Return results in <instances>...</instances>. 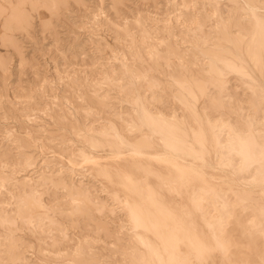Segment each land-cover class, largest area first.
I'll return each instance as SVG.
<instances>
[{
	"label": "rangeland",
	"instance_id": "obj_1",
	"mask_svg": "<svg viewBox=\"0 0 264 264\" xmlns=\"http://www.w3.org/2000/svg\"><path fill=\"white\" fill-rule=\"evenodd\" d=\"M187 1L188 6L183 7L181 0H56L53 6H45L46 8L41 2H36L35 6L25 1L22 5L28 22L25 20V23L20 22L6 29L2 26L3 20L0 17V35L7 30L14 43L16 42L6 45L0 38V167L2 161H6L11 166L1 167L0 173H13L12 177L17 180L22 177L36 178V174L44 166L43 159L48 158L53 170L61 167L63 173L74 167V174L61 175L64 181L88 187L91 194L98 196L113 208L112 213L107 209L97 213L92 208L73 211L61 199V190L51 186L41 187L39 192L43 191L41 199L46 205L47 216H41L37 224L35 220H32L31 224L16 213L14 194H17L21 187L15 183L11 186L5 184L4 187H0V203L2 204H0V211H5L7 216L9 215V221L0 223V260L10 259L6 246L10 242H15L14 251L19 253L21 258H25L28 264H61L66 256L58 257L56 253L58 251L70 253L79 244L82 248L86 247L84 250H87L85 252L88 260L95 258L97 261H123L130 258L125 255L130 239V232L126 230L128 221L119 202L122 198L131 200L130 193L125 192L115 181L111 183L99 177H90L89 170H86L80 160L69 158V151L66 150L75 149V152L78 148H82L89 155H93L101 165L110 163L127 167L129 160L137 157L129 155L126 148L118 149L121 152L119 155L121 158H116L112 154L116 149L110 148L105 139L103 144L90 149L83 139L74 134L73 129L85 130L84 128L89 125L98 128L107 125L108 121L121 129L123 123L117 114H121L124 118L126 115L134 116L135 108L131 99L136 98L153 116L162 115L166 119L173 115L178 118L183 117L182 127L188 134L190 126L195 129L200 127L204 134L205 147L200 153L199 161L196 160L199 155L195 152L199 150L198 145L191 142L189 137H185L186 141L191 142L196 150L189 154L178 152L174 161L176 167L188 166L189 168L193 165V170L190 172H194L192 173L194 176L188 179L185 176L186 178L180 180L179 192L184 193L190 187L212 186L227 202L225 208L227 213L223 214L222 232L227 241H232L231 247L227 256H223L221 252L211 255L208 258L209 264L222 262L224 264L227 258L234 262L260 259L261 237L250 235L260 225L259 185L257 183L252 188L247 187L246 182L251 179L250 177L235 171L232 167L224 166L225 163H216L210 142L211 131L201 109L202 105H207L208 97L223 96L221 97L224 102L223 107H209L207 111H210L212 117L222 114L228 120L243 127L248 114L252 113L249 101H255L259 106L258 96L253 97L250 91L251 81L244 79L235 71H230L221 63L215 62L220 72L219 78L224 80L220 81L216 76L206 72L207 66L203 62H206L207 58L200 51L203 48H214L221 31H225L230 36L235 35L237 29L228 17L232 14L233 8L238 11L244 7V0ZM215 6L220 8V18L212 13ZM220 20L225 27L220 25ZM164 21H168L167 26L174 37H170L163 30ZM198 23H202L201 32L196 28ZM142 29L147 30L150 40L142 42ZM161 38L180 51L181 60L174 56L168 57L166 61L159 58L153 62L149 59L147 43H157ZM180 39L184 42H180ZM236 41V43L232 40L219 42L220 47L230 52L228 63L234 61L240 64L241 70L258 82L260 73L245 57L244 41ZM231 56L242 60L232 59ZM122 64L129 66V71L124 70ZM102 71L105 74L111 73L108 76L112 84L109 79L104 80L105 74ZM136 72L143 77L135 78ZM171 75H178L185 80H188L189 76L202 79L204 93L201 94L194 88L192 96L188 99L194 114L188 116L185 107L173 97L178 90ZM148 82H153L155 86L147 88ZM121 85L123 87H120ZM225 92L242 100V109L238 113H230L226 109ZM96 93L103 95L100 101L97 100ZM137 112L139 115V110ZM258 113L260 114V110ZM26 115H29L31 120H27ZM6 130H11L18 138L19 141L16 143L22 144V149H17L15 144L4 138ZM27 130L30 133H27ZM141 130L142 132L150 131L145 126L141 127ZM93 132L90 130L88 135H92ZM252 133L256 135L255 131ZM138 134L131 133L130 137L138 136ZM148 137L152 141L149 152L159 156V159L150 160L149 164L161 174H167L168 178H172L177 172L165 160L166 149L158 135L151 132ZM34 145L36 147H33ZM22 152L30 153L35 164L31 168L19 171L20 168L13 163L21 160ZM129 176L131 178L140 176L145 184L152 186L155 191L158 189L170 203L180 201L179 194L172 188L175 187L172 181L171 183L164 179L161 185L156 174H144L135 168L130 170ZM159 185L162 189L158 188ZM102 188L104 191L101 193ZM25 189L28 188L25 187ZM246 191L249 192L251 200L243 204L237 197H239L238 194ZM175 193L176 195H173ZM108 194L116 196L111 199ZM201 203L206 212L210 213L205 212L207 219L213 218V215L216 218L221 217L222 210L215 205L210 195H205ZM242 214L243 218H241ZM240 218L242 221H239ZM49 220L53 221L51 225ZM224 221L228 224L226 225ZM250 221L253 226L249 224ZM196 222L197 227L205 231L202 223ZM240 222L243 224L241 225ZM60 228L66 234L64 242L63 239L58 238L61 237L58 232ZM146 237L150 242L155 241L151 235L146 234ZM247 239L252 242L249 243ZM179 250L184 252L186 249L184 245L179 244Z\"/></svg>",
	"mask_w": 264,
	"mask_h": 264
},
{
	"label": "bare ground",
	"instance_id": "obj_2",
	"mask_svg": "<svg viewBox=\"0 0 264 264\" xmlns=\"http://www.w3.org/2000/svg\"><path fill=\"white\" fill-rule=\"evenodd\" d=\"M25 1L30 2L31 5H35L36 2H41V4H43L44 7L45 6L50 7V6H53V4L56 0H0V17L3 20L2 26L4 28H6V26H7V29H8L12 25L19 24L20 22H24L26 20L27 14L23 8L22 9H14L13 8V6H15V5H22L23 3H25ZM254 2H256V0H244V4H249V3H254ZM180 3L182 4L183 7L188 6L187 0H181ZM6 9L8 11L7 17L4 14ZM13 11L17 12V20L15 22L11 21ZM219 11H220V8L218 6H215L213 8L212 13L214 16L217 15L220 18V12ZM228 18L231 19L230 20L231 24L234 25V27L237 29V32L235 33V35L230 36L225 31H221L220 36L217 39V42L214 44L215 45L214 48L200 49V51L204 55V57L207 58V61L203 62L207 66L206 72H208L209 74H211L213 76H216L220 81H224V80L219 78L220 72H219V69H218L215 62H219L222 65L226 66L227 68H229L230 66H235L238 69H242V66L238 63H234V61H232V63H228V56H229L228 54L230 52H229V50H226V49L224 50L222 47H220L219 42L221 40H226V41L232 40V41H234V43L237 42L236 40L244 41L243 47H244L245 57L249 60V62H251L254 69L259 71L258 68L253 64L251 58L247 54L248 44L251 43L252 39H253L252 28L254 25V21H251L247 18V14H246L244 7L238 11L233 8L232 14H230ZM137 22L139 23L138 20H137ZM167 24H168V21H164L163 30L166 31L167 34L170 35V37H174L172 32L169 30V27L167 26ZM220 25L225 27V24L221 20H220ZM201 26H202V23H198V25H196V28L200 31ZM236 29H235V31H236ZM130 39H132V38H130ZM141 40H142V42L150 40L149 33L145 29L141 30ZM181 41H183V40L180 39V42ZM202 41H204V40H202ZM258 44H259V36L257 34L256 40H255V45L258 47ZM98 45H99V43H98ZM147 55H148L149 59L153 60V62H155L159 58L164 59L166 61L168 59V57H171V56H174L175 58H178L179 60H181V56H182L180 51H178V49L175 48L174 46H172L168 41H165L164 38H161L160 41L157 43L156 42L155 43L154 42L153 43H147ZM231 57H232V59L242 60L241 58H237L236 56H231ZM131 65H132V63H131ZM123 66L125 68L124 70L129 71V66H127V65H123ZM104 71H106V70H104ZM104 71H102V72H104ZM111 72L113 73L114 71H112V69H111ZM104 74H105V72H104ZM109 74H111V73L105 74V76H104L105 81L110 78L108 76ZM134 77L139 79V78H142L143 76L141 74H139L138 72H136L134 74ZM171 79L174 82V84L178 90V92L176 94H174L173 97L176 98L178 100V102L180 101L181 104L185 107V109L188 111V116L194 114L192 112L191 104L189 103L188 99H189V97L192 96L194 88H196L199 93H201V94L204 93L205 87L203 86L202 79L189 76L188 80H185L182 77H179L178 75H171ZM101 81H103V80H101ZM109 81H111V84H112V80L109 79ZM98 86H100V85H98ZM146 86H147V88H152L153 86H155V84L153 82H148ZM120 87H123V86L121 85ZM95 92H97V91L95 90ZM121 92H122V90H121ZM97 93H96V98L98 101H100L102 99L103 95L100 96V95H97ZM106 96H108V95H106ZM106 96H104V97L107 98ZM225 96L227 97V104L225 105L226 109L230 113H232V112L238 113L239 110L242 109V105H243L242 100L234 98L229 92H225L224 97ZM221 97H223V96H221ZM221 97L215 98V103H213L212 98L208 97L207 105H202L201 109L204 112L206 124L211 131L210 142H211V148H212L214 156H215V161L217 164H221V163L226 164L229 151L230 150H238L239 146H240V140L237 138L235 133H237V132L246 133L249 131V129L251 127V131H255L257 138L259 137V133L261 131V128H260V114L258 112L260 109H259V106L255 103V101H249L248 104H249L250 108L252 109V113L248 114L246 121H245V126L242 127V126H239L237 123L232 122L231 120H228V118L224 117L222 114H218V117H212V115L210 114V111H207V109L209 107H214V106L223 107L224 102H223ZM145 100H146V98H145ZM131 102L135 108L133 110L135 112L134 116L133 115H126V118H124L121 114H117V117L119 119H121V121L123 123V127L121 129L118 128L117 126H115V124L110 122V121H108L107 125H102L98 128H93L92 127L93 125H89L86 128H84L85 130H82L81 128H76V129L74 128L73 129L74 134L77 137H80V139H83L85 144L90 149H94L95 146L103 144V140L105 139L107 141V145L110 148L112 147V148L116 149L114 152H112V154L116 158H121L119 156L121 154V152L118 151V149H120L122 147L126 148L129 155H131L130 153H131L132 149L130 146L139 145L141 148V155L136 156L137 157L136 159H134V157H132L129 160V164L127 165V167L124 168L123 166H119L117 164L112 165L110 163H105V164L101 165V164H99L98 160H96V158L93 155H89L82 148H78L75 152H74L75 149L74 150L73 149H69V150L65 149V150L69 151L68 152L69 158L78 159L81 161L82 165H84L86 167V170H89V174H91L90 177H92V178L99 177V178L105 179L111 183L115 181L121 185L122 189L125 192L130 193V195L132 197L131 200H128L127 198L119 199V202H121V204H122V208H123L122 210L125 211L124 215L128 221V227L126 228V230H128L130 232V237H129L130 239L128 242L129 243L128 247L132 246V247L140 249L141 251L147 252L148 249L142 247L141 242H143V244L150 245L152 248L158 249L160 254H161V257L163 259H167L169 254L173 251V249H177V248L179 249V244L184 245V247L186 249L184 252H187V251H189L190 246L196 240H199V239L210 240L211 237L213 236V234L219 235L222 232L223 216L227 213V211L225 210V208L227 207V202L225 199L222 198V194L219 193L218 191H216L214 188H212V186H208L205 188L190 187L189 189L187 188L184 193H181L178 190V189H180V186H181L180 180L184 179L186 177H187V179L192 178L194 176V175H192V173H194V172H190V170H193V165L189 166V168H188V166L176 167L175 166L176 163H175L174 159L177 156L178 152H182L185 154H189L192 151L194 152L196 149L191 144V142H193L196 145H198V148H199V150L195 151L199 155L196 158V160L197 161L200 160V153L203 151V149L205 147L204 134L201 131V128L199 127V128L195 129L192 126H190V128H189L190 133L188 134L185 131V129H183V127H182L183 119H184L183 117L178 118L174 115L172 117H170L169 119H166L162 115H158L155 117L152 115V113L149 110H146L143 107V105L139 99H137V98L134 100L131 99ZM99 107H101V106H99ZM137 110H139V115H138ZM145 113H148V115L151 117L150 120L146 119ZM86 114H88V113L86 112ZM188 116L186 118H188ZM26 119L31 120L29 115H26ZM62 119H64V118H62ZM144 126L147 127L150 131L149 132H142L141 127H144ZM90 130L94 131L92 133V135H88V132ZM135 132L139 133L138 136L130 137V134L135 133ZM151 132H152V134L156 133L158 135L160 142L162 143L163 147L166 149L167 156H166L165 160L167 161V163L172 165L171 168H173L176 172H177V169L182 170L183 171V178H181V176L178 172L176 175H173V176L171 175L172 178H168L167 174H161L160 172H158V170H156L155 168H153L149 164L150 160L153 161L154 159H159V156L149 152V150H151V148H152V141L148 137V134ZM27 133H30V131L27 130ZM75 135H74V137H75ZM145 137H148V139L146 140ZM185 137H189L191 142H187ZM4 138L10 140V143L15 144L17 149L23 148L22 144L16 143L19 140L17 137L14 136V134L11 132V130L5 131ZM40 141L41 140H39V142ZM46 142H47V138H46ZM35 145L33 147H36ZM39 150H40V148H39ZM20 156H21V160L18 157V159L20 161L18 160L17 162L13 163L14 166H17L18 168H20L19 171L21 169H24V168H31L35 164L34 158L30 153L22 152ZM105 158H107V157H105ZM233 162H234V165H238L239 164V157H236L234 155L233 156ZM67 164H69V163H67ZM43 165H44V166H42L43 168L41 169V167H40L41 170L36 174V178H33V177L32 178H28V177L23 178L22 177V179L21 178L19 179L20 181L17 179H14L12 177L13 173H9V174L4 173V172L0 173V187H4L5 184H8L9 186H11L12 183H15L21 187V190L19 189L20 191L17 192V194H14L16 196V197L14 196L16 198V205H15L16 206V213L20 218H25L26 221L28 223H31V224H32V220H35V222L37 224L38 219H40L41 216H43V215L47 216L46 215L47 213L45 212L46 205H45V203H43L44 201L42 202V199H41V195H43L42 194L43 191L40 190L41 192H39V188H41V187H47L48 188L49 186L61 190V192H62V198L61 199H63L64 203L69 205L73 211H83L86 208H92V209L96 210L97 213L100 212L101 210H105V209H107L111 213L113 212V208L111 206H109L105 201L100 199L98 196L91 194L90 191L88 190V187L80 186V185L77 186L71 182L64 181V179L61 177V175L63 173H64V175L74 174V167L72 169L66 170L63 173H62L61 167L55 168V170H53L52 167L50 166V161L48 160V158L43 159ZM170 165L167 164V166H170ZM9 166L10 165H8L6 161H2V163H1L2 168H6ZM62 167H63V165H62ZM133 168L137 169L138 171H140L144 174L145 173L156 174L159 181H161V185L163 184L162 180L164 182V179H167L170 182L172 181L175 184V187H172V188H174V191L179 194V200L180 201L177 203L176 202L170 203L169 201H166L167 199L164 198V196L160 193V191L158 189H156V191H155L152 186L145 184L140 176L131 178L129 176V172ZM232 168L235 171H238L235 167H232ZM13 170H15V169H13ZM19 171H17V173ZM52 171H55V172H52ZM11 172H13V171H11ZM80 183L81 182H79V184ZM164 185H166V184L164 183ZM168 186L170 187V185H168ZM25 187L28 189H25ZM7 188H8V186H7ZM158 188L162 189V187H160V185L158 186ZM100 191L102 193L104 191V188L100 189ZM12 192L15 193L14 191H12ZM106 194H107V192H106ZM207 194L212 197L215 205L218 206L220 208V210H222L221 217L216 218V217H214V215L213 216L211 215L213 217L211 219H207L208 216L205 217L204 214L207 210L203 207L201 201H202L203 197ZM10 195H11V193H10ZM108 195L111 199L116 196L115 194H108ZM173 195H176V193ZM238 195H239V197H237V196L236 197L239 198V200L243 204H246L247 202H249L251 200V197H250L248 191L241 192ZM223 196H224V194H223ZM11 197L13 198L12 195H11ZM116 198H118V196ZM205 198H207V196ZM209 198L210 197H208V199ZM238 203L241 204L240 202H238ZM228 205H230V203ZM53 206H54V203H53ZM249 206H250V204H249ZM251 206H252V204H251ZM254 207L256 208V206H254ZM258 207L260 208V204ZM55 208L57 209L58 207H55ZM13 212H14V210H13ZM132 213L135 214L136 223H133L131 220L130 214H132ZM206 213L210 214L208 212H206ZM247 215H248V213H247ZM258 215H260L259 210H258ZM8 216L5 213V211H0V223L8 222L9 221ZM241 216H242L241 218H243V214ZM244 216H246V215L244 214ZM63 218H64V216H63ZM241 218L239 221H242ZM234 220H236V219H234ZM247 220H249V219H247ZM46 221H47V218H46ZM196 221L202 223V225L205 228V231H203L202 228L197 227ZM12 222H14V220ZM224 222H226V221H224ZM52 223H53V221L49 220V224L51 225ZM229 223H230V220H229ZM254 223H255V221H254ZM39 224H41V222ZM227 224L228 223L226 222V225ZM242 224L243 223H241V225ZM249 224H251V223L249 222ZM125 225H126V223H125ZM235 225H237V224H235ZM232 226H231V228H233ZM251 226H253V225L251 224ZM58 230H59L58 232L61 234V237H58V238H59V240H60V238L63 239L62 241L64 242V240L66 238V234L64 233L62 228H60ZM245 231H246V226H245ZM146 234L151 235L155 241L150 242L148 237H146ZM247 234H249V233H247ZM250 235H252V237H255L256 235H260L259 226L257 227V230H255V232L251 233ZM66 240H68V239H66ZM230 242L232 243V241H230ZM248 242L250 243V242H252V240L251 241L248 240ZM253 242H254V240H253ZM14 243L10 242L7 245V251H9L10 259L19 260L22 262V264H28L27 262H25V258H21L20 254L14 251V249H15ZM234 244H236V243H234ZM232 246H234V245H232ZM234 247H232V248H234ZM242 247H243V245H242ZM247 247L248 246H246V248ZM85 248L86 247L82 248V246L79 244V245H76L73 248V250H71L70 253H65V251L64 252L58 251L56 253V255L58 257L66 256L62 260L61 264H70V262L77 261V260H88L86 258L87 257V254H86L87 250H84ZM232 251H233V249H232ZM235 253L237 254L236 251H235ZM230 255H231V253H230ZM223 256H224V253H223ZM236 259H238V258H236ZM89 260H97V259L90 258ZM227 260H228V258H227ZM240 261H242V260H240Z\"/></svg>",
	"mask_w": 264,
	"mask_h": 264
},
{
	"label": "snow or ice",
	"instance_id": "obj_3",
	"mask_svg": "<svg viewBox=\"0 0 264 264\" xmlns=\"http://www.w3.org/2000/svg\"><path fill=\"white\" fill-rule=\"evenodd\" d=\"M87 6V5H86ZM23 5H15L14 9H22ZM247 18L254 21L252 28V42L248 44L247 54L251 58L253 64L258 68L260 79L257 82L251 75L244 72L235 66H230V71H235L244 79L251 81L250 91L253 97L259 98L260 107V128L259 137L252 133L251 127L246 133H235L240 140L238 150H230L228 153L226 167H235L241 174H244L251 179L246 182V186L252 188L257 183L259 185L260 193V237L262 243V251L258 261H239L234 262L230 259L226 260L224 264H264V0H256L254 3L244 5ZM7 17L8 11L5 10ZM17 20V12L13 11L11 18L12 22ZM7 29V26H6ZM259 36L258 47L255 45L256 36ZM6 45L14 43L9 36L7 30L0 35ZM213 103H215V98ZM146 119H151L148 113H145ZM147 140L148 137H145ZM132 156L141 155V148L139 145L130 146ZM239 157V164L234 165L233 156ZM177 172L183 178V171L177 169ZM133 223H136L135 214H130ZM250 223H252L250 221ZM142 247L147 248L148 251H141L138 248L129 246L125 249L126 258L123 261H97V260H77L70 264H209V257L216 252L224 253L225 256L229 253L230 242L227 241L223 232L219 235L213 234L210 240H196L189 251L182 252L179 249H173L167 259H163L158 249L152 248L150 245L143 244ZM7 246V245H6ZM0 264H22L21 261L15 259L0 260Z\"/></svg>",
	"mask_w": 264,
	"mask_h": 264
}]
</instances>
